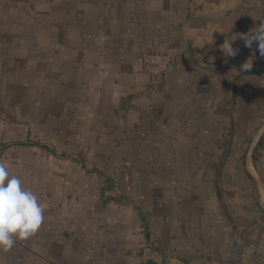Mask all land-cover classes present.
Segmentation results:
<instances>
[{
  "label": "crops",
  "instance_id": "1",
  "mask_svg": "<svg viewBox=\"0 0 264 264\" xmlns=\"http://www.w3.org/2000/svg\"><path fill=\"white\" fill-rule=\"evenodd\" d=\"M262 23L264 0H0V163L48 204L0 264H264V56L220 50Z\"/></svg>",
  "mask_w": 264,
  "mask_h": 264
},
{
  "label": "clouds",
  "instance_id": "2",
  "mask_svg": "<svg viewBox=\"0 0 264 264\" xmlns=\"http://www.w3.org/2000/svg\"><path fill=\"white\" fill-rule=\"evenodd\" d=\"M237 39H243L245 46L251 48L258 43V50L264 56V23L247 34L227 36L220 50L227 57H234L238 49L233 47ZM252 68L251 59L242 65L243 71ZM48 204L36 193L24 186L22 179L9 172L0 163V251L11 250L18 240H28L41 228Z\"/></svg>",
  "mask_w": 264,
  "mask_h": 264
},
{
  "label": "built area",
  "instance_id": "3",
  "mask_svg": "<svg viewBox=\"0 0 264 264\" xmlns=\"http://www.w3.org/2000/svg\"><path fill=\"white\" fill-rule=\"evenodd\" d=\"M144 70L152 77L153 84L157 85L160 77L165 75L172 64L170 55L163 51L148 52L142 57Z\"/></svg>",
  "mask_w": 264,
  "mask_h": 264
},
{
  "label": "rangeland",
  "instance_id": "4",
  "mask_svg": "<svg viewBox=\"0 0 264 264\" xmlns=\"http://www.w3.org/2000/svg\"><path fill=\"white\" fill-rule=\"evenodd\" d=\"M1 141L10 142L11 140L9 139V134H3V138L0 140V142Z\"/></svg>",
  "mask_w": 264,
  "mask_h": 264
}]
</instances>
